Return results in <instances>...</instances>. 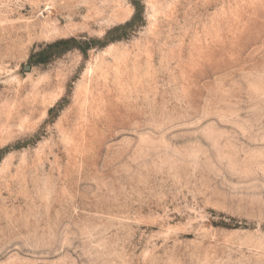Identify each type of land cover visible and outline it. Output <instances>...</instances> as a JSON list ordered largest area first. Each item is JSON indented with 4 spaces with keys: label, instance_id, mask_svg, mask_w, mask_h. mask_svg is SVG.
Wrapping results in <instances>:
<instances>
[{
    "label": "rangeland",
    "instance_id": "1",
    "mask_svg": "<svg viewBox=\"0 0 264 264\" xmlns=\"http://www.w3.org/2000/svg\"><path fill=\"white\" fill-rule=\"evenodd\" d=\"M0 264H264V0H0Z\"/></svg>",
    "mask_w": 264,
    "mask_h": 264
}]
</instances>
